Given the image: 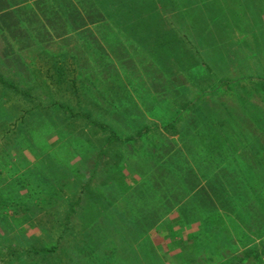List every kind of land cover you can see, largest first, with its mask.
Instances as JSON below:
<instances>
[{"label":"rangeland","instance_id":"374dc122","mask_svg":"<svg viewBox=\"0 0 264 264\" xmlns=\"http://www.w3.org/2000/svg\"><path fill=\"white\" fill-rule=\"evenodd\" d=\"M82 1L3 4L0 264H264V0ZM185 161L223 207L168 209Z\"/></svg>","mask_w":264,"mask_h":264},{"label":"trees","instance_id":"16d2710c","mask_svg":"<svg viewBox=\"0 0 264 264\" xmlns=\"http://www.w3.org/2000/svg\"><path fill=\"white\" fill-rule=\"evenodd\" d=\"M4 1L6 0H0V17L3 18L5 17L4 15H6L8 12L7 10L9 9L7 6H4ZM80 3H82L83 1L82 0H78ZM104 1V3L107 5L108 7V11L107 9H105L106 12H109L107 13V16H109V19L111 18L116 24L119 25L118 21L115 19L114 16L117 17V19L121 22L123 20H126V15L124 14L123 10L121 9V7L119 6H124L125 8V5L126 4H123L124 2H127V0H102ZM9 3V1H7ZM84 2H87V0H84ZM94 2V1H93ZM119 3V6L117 5H114V3L116 4ZM92 1H90L89 5H92ZM94 5V4H93ZM123 8V7H122ZM8 11H11L10 9ZM104 12V11H103ZM104 15V13H103ZM106 15V13H105ZM114 15V16H113ZM9 26V25H8ZM132 34V32H131ZM49 76V75H48ZM51 76L53 77L54 74H51ZM56 77V76H54ZM3 81V80H2ZM71 81V80H70ZM5 83V82H4ZM73 85L74 82H72ZM71 84V86H73ZM184 91L185 93V89L184 90H180L179 94H178V98H181L183 99V101L185 100L184 96L182 95V92ZM55 108L56 109H65V107H67L69 109V112L71 113V115H73V109H71L69 107V105H65L63 103H60V104H56L55 102L53 103ZM52 105V104H51ZM37 105H34L33 107H31V109H34V107H36ZM49 108V107H48ZM87 115H89L91 117V113H86ZM76 115V114H74ZM148 126L147 125H142L141 127H139V129H137L136 131V134L133 135V134H129V135H126L125 137L122 136V137H118L116 132H114V134L112 135H108L109 139H112L115 137H118L117 139L119 140V142H126V141H135L137 139H140L141 137L144 136V134L147 133L148 131ZM188 152V151H187ZM164 154L161 153L160 155H157L156 156V159H154V161H157L159 160V157L163 156ZM189 158H190V154H188ZM173 157V156H172ZM171 157V158H172ZM198 158H200V160L203 159L202 155L198 156ZM189 161V160H188ZM186 161L184 162V165L183 167L181 168V170H179L178 167H175L173 166L172 168H168V170H172V174L174 175L175 178H179L178 182H177V189H176V192L172 193V196L171 198L173 199V201H168L169 204H167V207L168 209L170 210L172 207H178L179 209V212L186 210L190 208L191 212H192V208L190 206H187V203L188 201L186 202H183V206L181 201L184 199V197L187 195V197L191 196V194L193 193H197L199 194L202 202H200V205L202 206H205V204H208L206 206V208H213V205L211 203V200L214 201L217 206L219 207H223L221 201L219 200L220 199V195L219 193H224L223 191V186H219L217 183L214 184V182L212 180H208L205 182V184H202V182H199V177L198 176V171L194 170V167H191L190 165L188 164H185ZM157 171V170H156ZM220 170L217 171V173L219 172ZM159 172V171H157ZM206 174V173H205ZM204 174V175H205ZM226 178H229L227 177L228 175L225 174ZM207 176V175H206ZM163 177L162 176V173H158L156 177H152V178H146V182L143 183V186L146 190V188L148 187H151L152 190H157V186L155 185V179L157 178H161ZM152 180V181H151ZM158 180V179H157ZM159 182V180H158ZM222 185V184H221ZM135 188V187H134ZM138 188H136L135 190H137ZM138 192H140V190L138 189ZM179 192V193H178ZM126 196V199H127V206L129 208V210L131 211V215H134V219H135V226L136 227H141V225L143 226L142 228H146L147 226H149L147 223L148 220L152 219L153 217L156 216V214L153 213H150L148 212L147 214H144V209L143 207L142 208H139V206H137L136 204H134L135 202H133V199H131L130 197H133L135 196L133 191H129V193L127 192L125 194ZM220 196V197H219ZM210 197V200L207 199V198ZM191 198V197H189ZM163 200V199H162ZM206 202V203H205ZM208 202V203H207ZM204 203V204H202ZM166 206V205H164ZM186 206V207H185ZM189 207V208H188ZM202 208V207H201ZM203 209V208H202ZM153 210V209H152ZM158 210L159 212H163L162 210H160L159 208L156 209ZM201 213H203V210H200ZM214 211V210H212ZM65 226L68 225V221L64 223ZM144 224V225H143ZM55 248H56V245H53L51 247H41V249L37 250V249H33L32 251L34 253H41V254H48V253H52L53 251H55ZM92 250H95V246L92 244ZM0 250H1V246H0ZM239 259H242L243 260V256L241 257H238Z\"/></svg>","mask_w":264,"mask_h":264}]
</instances>
